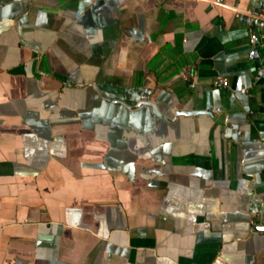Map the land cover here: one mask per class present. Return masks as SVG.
I'll list each match as a JSON object with an SVG mask.
<instances>
[{
  "label": "crops",
  "instance_id": "0c3cea01",
  "mask_svg": "<svg viewBox=\"0 0 264 264\" xmlns=\"http://www.w3.org/2000/svg\"><path fill=\"white\" fill-rule=\"evenodd\" d=\"M222 1L0 0V264H264V0Z\"/></svg>",
  "mask_w": 264,
  "mask_h": 264
},
{
  "label": "built area",
  "instance_id": "2783aa9c",
  "mask_svg": "<svg viewBox=\"0 0 264 264\" xmlns=\"http://www.w3.org/2000/svg\"><path fill=\"white\" fill-rule=\"evenodd\" d=\"M206 4V6L211 9L215 6L221 5L222 0H201ZM235 18L238 22L245 24L248 27H254L255 30H252L248 34L247 45L248 51L246 52V56L248 60L257 62V66L255 68L253 80L255 82H263L264 83V57H262L259 53V48L263 46V35L261 30L264 27V17L258 14H254L252 12L244 13V14H236ZM211 86L215 89H225L228 86L227 80L221 76H215L211 81ZM240 92L244 93V90H240ZM219 109H215L212 113H219Z\"/></svg>",
  "mask_w": 264,
  "mask_h": 264
},
{
  "label": "water",
  "instance_id": "95a60500",
  "mask_svg": "<svg viewBox=\"0 0 264 264\" xmlns=\"http://www.w3.org/2000/svg\"><path fill=\"white\" fill-rule=\"evenodd\" d=\"M259 5L261 4V0L258 1ZM138 105H143V106H147L151 109V112L157 116V117H163L161 116L156 108L153 106V104L149 103V102H139L137 104ZM197 113H199L198 111H177L175 112V115H190V116H193V115H196ZM255 230H258V231H264V227H256Z\"/></svg>",
  "mask_w": 264,
  "mask_h": 264
}]
</instances>
